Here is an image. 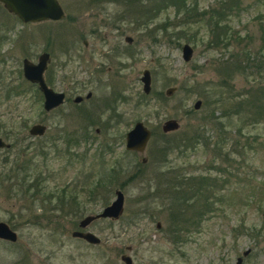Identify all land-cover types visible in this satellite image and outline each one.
Wrapping results in <instances>:
<instances>
[{"label": "rangeland", "instance_id": "1", "mask_svg": "<svg viewBox=\"0 0 264 264\" xmlns=\"http://www.w3.org/2000/svg\"><path fill=\"white\" fill-rule=\"evenodd\" d=\"M57 1L63 19L28 23L0 4V138L9 143L0 148V221L17 234L13 243L0 240V264H125L122 254L132 264H233L244 250L241 264H264V0H196L195 13L204 17L187 25L188 41L179 44L168 37L178 27L165 35L153 28L151 40L117 3ZM176 19L168 8L151 25ZM214 20L221 32L230 29L226 42L213 36ZM183 43L192 48L186 62ZM43 51L49 53L44 80L66 97L50 112L21 73L22 58L34 63ZM245 58H254V66ZM235 62L243 71L232 69ZM144 69L148 94L139 81ZM167 87H175L169 96ZM87 91L90 99L72 103ZM106 97L113 98L107 110ZM169 118L179 123L164 133L169 138L198 131L208 143L171 152L161 166L167 179L185 173L210 184L188 202L189 231L178 240L161 206L169 204L168 190L154 177L160 125ZM136 121L151 132L142 153L124 149V134ZM34 123L45 125L43 135L27 133ZM82 127L86 139L79 137ZM63 134L80 141L67 144ZM115 189L124 195L121 215L84 229L99 243L71 237L79 219L100 212Z\"/></svg>", "mask_w": 264, "mask_h": 264}, {"label": "trees", "instance_id": "2", "mask_svg": "<svg viewBox=\"0 0 264 264\" xmlns=\"http://www.w3.org/2000/svg\"><path fill=\"white\" fill-rule=\"evenodd\" d=\"M113 2L121 5L124 8V13L129 14L132 16V23L135 24L137 27H140L141 31L143 32L144 35L149 36L151 40L155 39V34H152V32L157 31H162V35H165L166 29L174 27H178V29L174 32H169L168 37H172L176 44H179V40L184 38L186 39L185 41H188L186 38L187 35V30L186 27L188 24L194 22L195 20L198 21L197 17L200 19L204 17L203 13L204 12H196L195 13V8H196V0H88L89 3L92 2ZM231 2H235V0H230ZM168 8L172 9L173 11V16L174 18L177 17L175 20L176 22L174 23H168L165 21L163 24H158V25H151L154 21V19L161 14V12L168 10ZM195 19V20H193ZM213 29L212 33L213 36L218 39L217 43L224 41L226 42L227 39L231 37L229 33V28L223 27V31H220L221 26L218 25V22L214 20L213 22ZM153 28L155 31H153ZM220 38H219V37ZM221 40V41H220ZM211 44V41L208 40L206 42V46H209ZM244 61H248L249 63H252L251 66H254V58H245ZM260 65L257 64L256 68L259 69ZM233 70L237 71H243L242 67L240 66L239 62H235L233 64ZM224 81V80H223ZM224 83V82H223ZM161 95H159L160 97ZM158 97V98H159ZM165 99V97H160ZM159 98V99H160ZM212 113V112H211ZM76 131V129H74ZM196 131V130H195ZM194 132V131H193ZM191 133L189 136H185L183 138H169L168 134H160L159 139H161L160 142L157 144L156 148V157L158 159L157 165H156V172H154V177L159 180L163 179L161 186H165L164 189L168 190L169 196L166 197L168 201V205L164 204L161 205L167 208V213L168 216L171 220V225L172 226V232L171 234L173 235L174 239H179V234L181 232L186 233L188 232V227L189 225H186L189 222V217L187 216V210L189 209V205L191 202L194 200H197L194 195L196 193H202L207 187L210 186L208 183V180L206 178H195L194 175L191 174H177L173 175L170 178L167 179L166 173H163V169L161 166L165 164L168 155L171 152H184L185 150L189 148H194L196 144H203L204 146L207 143L206 138L203 136V133H200L196 131V133ZM75 133V132H72ZM82 135H79V137L86 139L85 136V131H81ZM64 137L66 138L67 144L69 142L73 143L72 145L78 144L79 138H77L74 134L71 135L73 138H68V135L63 134ZM213 144V142L211 143ZM215 149H220L221 146H218L216 141L215 144L213 145ZM156 163V162H155ZM166 168V167H165ZM162 171V172H161ZM166 172V171H165ZM156 173V175H155ZM109 176L111 175L110 173L108 174ZM214 180V179H213ZM98 186L97 184L92 185L87 193L88 195H91L92 193L95 192L96 187ZM35 191H39V187L34 186ZM164 198V197H161ZM57 204L59 206L64 205V201L62 200V197H57L56 198ZM204 199V198H203ZM43 200V199H40ZM206 200V198H205ZM73 203V206L77 208L78 202L72 197L71 200ZM193 201V202H194ZM190 204H189V203ZM206 204L202 203V206ZM79 208H80V202H79ZM196 211V210H195ZM198 210L197 212H199ZM206 211V208L203 210V212ZM195 214H201V212ZM194 222H196L194 220ZM175 240V241H177Z\"/></svg>", "mask_w": 264, "mask_h": 264}, {"label": "water", "instance_id": "3", "mask_svg": "<svg viewBox=\"0 0 264 264\" xmlns=\"http://www.w3.org/2000/svg\"><path fill=\"white\" fill-rule=\"evenodd\" d=\"M2 8L9 14H12L22 23L28 22H41L46 20H60L64 17L63 10L57 0H0ZM124 40L130 42L131 38L125 36ZM181 59L186 62L192 56V48L188 43H183L180 46ZM48 61V53L43 51L38 54L36 62H31L27 58L21 60V73L23 79L30 84H34L37 90L42 96L41 107L43 111L58 106L63 99V93L60 91H54L47 86L43 78V72L46 69ZM141 82L142 92L147 94L150 90V74L147 69L142 70L139 77ZM175 87H167L164 90V94L169 96L173 93ZM89 94H87L88 96ZM80 100L79 96L74 98V101ZM200 100L196 99L192 104L194 109L199 108ZM179 123L173 118L164 120L160 129L162 133H168L177 130ZM45 131V125L40 123H34L29 126L27 133L30 136H41ZM151 136L150 130L141 122L136 121L132 127L124 135V148L126 150L142 153L146 147V144ZM9 143L0 138V148H8ZM145 158H141V162H144ZM123 211V194L119 189L114 190V198L112 201L105 205L100 212L93 215H85L77 222L78 229L72 230L70 236L74 238H80L89 244H98L99 238L88 230H84L85 227L94 219L109 218L116 220ZM156 228H159V223H156ZM17 239L16 232L4 221H0V240L10 243L15 242ZM248 253V250H244L241 256H237L233 264H241L242 257ZM120 259L125 264H131V258L122 254Z\"/></svg>", "mask_w": 264, "mask_h": 264}, {"label": "flooded vegetation", "instance_id": "4", "mask_svg": "<svg viewBox=\"0 0 264 264\" xmlns=\"http://www.w3.org/2000/svg\"><path fill=\"white\" fill-rule=\"evenodd\" d=\"M63 10V9H62ZM64 13V12H63ZM64 18V17H63ZM62 18V19H63ZM61 20V19H60ZM47 21V20H46ZM49 21H52V20H49ZM125 38V37H124ZM125 41V40H124ZM126 42V41H125ZM82 44L85 46L86 45V42L85 41H83L82 42ZM48 53V52H47ZM48 61H49V53H48ZM48 61H47V63H48ZM46 67H47V65H46ZM45 71V70H44ZM44 73V72H43ZM150 74V73H149ZM44 78V77H43ZM45 81V80H44ZM46 83V82H45ZM47 84V83H46ZM150 84H151V79H150ZM34 85V84H33ZM48 86V85H47ZM51 88V87H50ZM150 89H151V85H150ZM60 92H62V91H60ZM149 92H150V90H149ZM148 92V93H149ZM63 93V99H62V102L58 105V106H56V107H53V108H51V109H49L48 111H45V112H50V111H53V110H55V109H57V108H59L64 102H65V99H66V97H65V94H64V92H62ZM147 93V94H148ZM87 94H89L88 96H87ZM113 94V93H112ZM145 94V93H144ZM76 96H79L80 97V100H78V101H74V98L76 97ZM91 96H92V92L91 91H87L85 94H84V96L82 97V96H80V95H75V96H73V98L71 99V101H72V103H74V104H79V102H81L83 99H85V100H88V99H90L91 98ZM107 99H105V98H103V104L102 105H104V109L106 108V110L107 109H111V102H112V97L109 99L108 97H106ZM94 111V110H93ZM84 118L83 119H88V117H89V112H86V114H84V115H82ZM93 117V116H92ZM91 117V118H92ZM85 127V126H84ZM84 127H82V128H80V131H82V130H84L85 131V135H86V129L84 128ZM45 129H46V127H45ZM128 131V130H127ZM126 131V132H127ZM95 132H98V129L96 128L95 129ZM125 132V133H126ZM125 135V134H124ZM87 136V135H86ZM125 149V148H124ZM126 150V149H125ZM126 151H129V152H133V151H130V150H126ZM120 190V189H119ZM121 191V190H120ZM122 192V191H121ZM123 194V193H122ZM123 200H124V195H123ZM127 249H129V248H127ZM131 264H132V260H131Z\"/></svg>", "mask_w": 264, "mask_h": 264}, {"label": "bare ground", "instance_id": "5", "mask_svg": "<svg viewBox=\"0 0 264 264\" xmlns=\"http://www.w3.org/2000/svg\"><path fill=\"white\" fill-rule=\"evenodd\" d=\"M95 222V221H94Z\"/></svg>", "mask_w": 264, "mask_h": 264}]
</instances>
